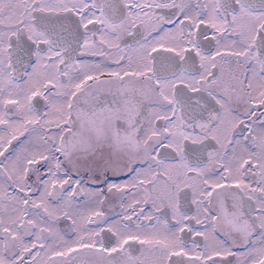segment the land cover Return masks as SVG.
Masks as SVG:
<instances>
[{
  "label": "snow or ice",
  "instance_id": "obj_1",
  "mask_svg": "<svg viewBox=\"0 0 264 264\" xmlns=\"http://www.w3.org/2000/svg\"><path fill=\"white\" fill-rule=\"evenodd\" d=\"M0 264H264V0H0Z\"/></svg>",
  "mask_w": 264,
  "mask_h": 264
}]
</instances>
